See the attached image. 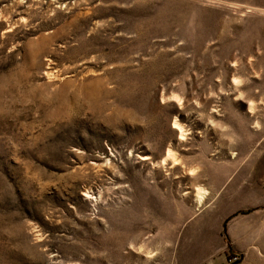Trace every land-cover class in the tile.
Listing matches in <instances>:
<instances>
[{
    "label": "rangeland",
    "instance_id": "1",
    "mask_svg": "<svg viewBox=\"0 0 264 264\" xmlns=\"http://www.w3.org/2000/svg\"><path fill=\"white\" fill-rule=\"evenodd\" d=\"M0 264H264V0H0Z\"/></svg>",
    "mask_w": 264,
    "mask_h": 264
},
{
    "label": "bare ground",
    "instance_id": "2",
    "mask_svg": "<svg viewBox=\"0 0 264 264\" xmlns=\"http://www.w3.org/2000/svg\"><path fill=\"white\" fill-rule=\"evenodd\" d=\"M181 134H183V133H181ZM168 157H170V154L168 155ZM166 159H167V158H166ZM166 159H165V160H166ZM198 194H199L200 196H202L203 193H202V190H201V189H198Z\"/></svg>",
    "mask_w": 264,
    "mask_h": 264
}]
</instances>
